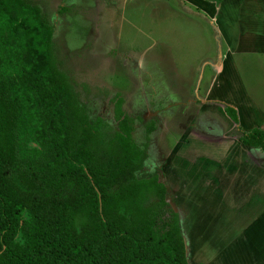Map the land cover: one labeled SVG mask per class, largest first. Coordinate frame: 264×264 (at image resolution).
<instances>
[{
	"label": "rangeland",
	"instance_id": "obj_1",
	"mask_svg": "<svg viewBox=\"0 0 264 264\" xmlns=\"http://www.w3.org/2000/svg\"><path fill=\"white\" fill-rule=\"evenodd\" d=\"M32 2L54 26L59 68L104 140L116 131V93L135 119L139 151L154 124L138 177L164 181L189 264H264V154L238 140L255 123L264 128V0ZM217 19L237 37L231 55ZM220 59L216 86L254 108L231 101L238 125L210 95ZM187 130L184 153L200 150L195 162L180 151Z\"/></svg>",
	"mask_w": 264,
	"mask_h": 264
},
{
	"label": "trees",
	"instance_id": "obj_2",
	"mask_svg": "<svg viewBox=\"0 0 264 264\" xmlns=\"http://www.w3.org/2000/svg\"><path fill=\"white\" fill-rule=\"evenodd\" d=\"M110 102L116 131L104 140L59 68L45 13L0 0V264H189L164 181L138 177L154 124L139 151L122 96ZM238 140L264 154V129Z\"/></svg>",
	"mask_w": 264,
	"mask_h": 264
},
{
	"label": "crops",
	"instance_id": "obj_3",
	"mask_svg": "<svg viewBox=\"0 0 264 264\" xmlns=\"http://www.w3.org/2000/svg\"><path fill=\"white\" fill-rule=\"evenodd\" d=\"M222 1V0H221ZM250 5H253V4H250ZM255 5V4H254ZM253 5V6H254ZM246 7V6H245ZM261 7H263V6H261ZM244 8V7H243ZM255 9V8H254ZM226 21L228 22V20L227 19H225V20H218L217 19V23H219L218 25L219 26H221V31H222V36L224 37V41H225V45H226V51H227V55H231L232 53H234L235 52V49H236V44H235V42H234V39H235V41L237 40V37L235 38V36H234V33H233V31L232 30H229V29H227L226 28ZM221 22V23H220ZM257 22V21H256ZM259 23H261V24H263L264 25V21L262 22H259ZM222 24V25H221ZM220 31V30H219ZM220 31V32H221ZM227 41H229L230 43H228ZM223 59V58H222ZM222 59H220V61H219V63L217 64V66H216V68H214V71H216V75H215V77H214V79H212V83H211V85H210V89H209V91H210V95L212 94V96L214 97V98H216L217 100H222L224 103H226L227 105L226 106H229V107H231V108H233V109H235L233 106H231L232 105V103H231V101H234V100H237V104L240 102V103H244V104H247V105H249V106H251V103H249L250 101H248V100H242V99H240L238 96H239V92H237V94H238V96H236V95H234V94H232L231 92H230V90L228 89V90H226V89H224V87H217L216 86V83H218V79L220 78V77H222V67L220 66L221 65V62H222ZM226 78H227V80L229 81V77H228V75L226 74ZM229 83H231L230 81H229ZM213 86V87H212ZM212 87V88H211ZM222 105H225V104H221L220 103V106L223 108V106ZM251 109H252V111H253V107L251 106ZM253 126H258L259 128H261V129H264V128H262V127H260L259 125H256V123L255 124H253L252 126H251V128L253 127ZM250 128V129H251ZM249 129V130H250ZM189 132H191V130H187V131H185V133L184 134H182L180 137L182 138V140H180L179 142L181 143V145H183L182 146V149H180V151H182V153H183V155L185 156L184 157V159L185 158H187V157H194L195 156V158H194V160H192V161H196L197 159H198V156L200 155V150H195V151H192L191 152V154H189V155H186L184 152L187 150V148L189 147V145L190 144H187V143H184V142H182L185 138H183L184 137V135L186 136V135H188L189 134ZM194 136H196V140L199 142V141H201L202 139H211L210 138V136L211 135H208V136H205V135H203L204 137H202V138H198L197 137V135L196 134H193ZM212 139H215V140H218V137L217 138H212ZM181 147V146H180ZM196 152H198V155H197V153ZM191 160V159H190ZM264 166V165H263ZM189 231H190V228H189ZM209 264V263H208Z\"/></svg>",
	"mask_w": 264,
	"mask_h": 264
}]
</instances>
